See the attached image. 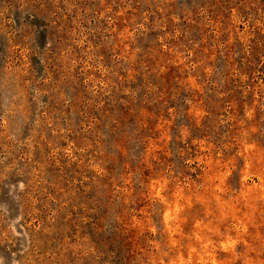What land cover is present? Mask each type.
Wrapping results in <instances>:
<instances>
[{
  "label": "rangeland",
  "instance_id": "1",
  "mask_svg": "<svg viewBox=\"0 0 264 264\" xmlns=\"http://www.w3.org/2000/svg\"><path fill=\"white\" fill-rule=\"evenodd\" d=\"M0 264H264V0H0Z\"/></svg>",
  "mask_w": 264,
  "mask_h": 264
}]
</instances>
